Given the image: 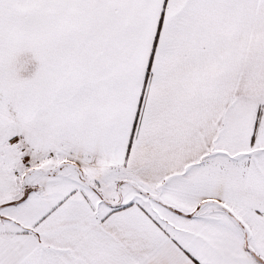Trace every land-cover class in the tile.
I'll use <instances>...</instances> for the list:
<instances>
[{
  "label": "snow or ice",
  "instance_id": "1",
  "mask_svg": "<svg viewBox=\"0 0 264 264\" xmlns=\"http://www.w3.org/2000/svg\"><path fill=\"white\" fill-rule=\"evenodd\" d=\"M0 264H264V0H0Z\"/></svg>",
  "mask_w": 264,
  "mask_h": 264
}]
</instances>
